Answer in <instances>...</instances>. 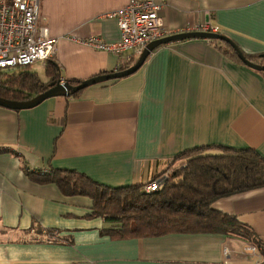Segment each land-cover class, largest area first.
I'll return each mask as SVG.
<instances>
[{"label":"crops","instance_id":"0c3cea01","mask_svg":"<svg viewBox=\"0 0 264 264\" xmlns=\"http://www.w3.org/2000/svg\"><path fill=\"white\" fill-rule=\"evenodd\" d=\"M155 1L163 7L165 28L182 32L209 22L247 58L262 63L264 0ZM128 2L40 0L39 26L59 40L53 60L60 80L83 82L128 65L117 55L62 39L77 32L119 42L118 21L109 15ZM218 42L195 38L162 45L135 74L90 86L77 98L54 97L21 111L0 107V264L264 262V188L213 204L254 232L262 250L253 252L249 241L227 234L113 237L110 224L93 214L90 197L65 195L56 183L37 177L52 169L76 171L109 188L144 187L186 150L251 148L264 157V71L235 60ZM36 66L49 82L46 63L30 70L37 72Z\"/></svg>","mask_w":264,"mask_h":264},{"label":"trees","instance_id":"16d2710c","mask_svg":"<svg viewBox=\"0 0 264 264\" xmlns=\"http://www.w3.org/2000/svg\"><path fill=\"white\" fill-rule=\"evenodd\" d=\"M218 44L224 45L232 58L239 61L232 47L223 42ZM258 59L264 66V55ZM136 62L122 64L118 71L128 69ZM4 74L6 79L2 77ZM46 76L49 82L44 83L29 67L0 74V97L27 101L48 90L51 83L60 80L59 67L53 58L46 62ZM70 83L78 85L81 82ZM82 92L72 97L77 98ZM212 151L217 153H210ZM177 161H186V164L166 181L163 189L151 194L144 192L143 186L109 188L76 171L52 169L45 174L38 172L37 177L56 183L65 195L90 197L93 214L110 224L113 237L212 233L240 237L253 246L259 245L251 229L236 217L214 210L213 204L221 198L264 188V157L251 148L204 146L186 150ZM258 248L262 250L261 246Z\"/></svg>","mask_w":264,"mask_h":264},{"label":"built area","instance_id":"2783aa9c","mask_svg":"<svg viewBox=\"0 0 264 264\" xmlns=\"http://www.w3.org/2000/svg\"><path fill=\"white\" fill-rule=\"evenodd\" d=\"M162 9L155 0H129L123 9L110 14L109 17L117 19L121 31V40L117 43H107L100 35L81 37L77 32L62 39L133 62L154 41L187 32L219 33V28L209 22L191 25L182 32L169 30L163 24ZM39 16L40 0H0V74L46 63L55 56L59 40L49 35L47 27L39 26ZM167 179L162 174L146 184L143 191L158 192ZM250 250L255 252L258 248L251 246Z\"/></svg>","mask_w":264,"mask_h":264},{"label":"water","instance_id":"95a60500","mask_svg":"<svg viewBox=\"0 0 264 264\" xmlns=\"http://www.w3.org/2000/svg\"><path fill=\"white\" fill-rule=\"evenodd\" d=\"M208 39L213 41H220L229 44L234 51L236 52L238 58L248 67L257 70V71H264V66L260 64H256L251 62L240 50V48L225 35L210 33V32H187V33H179L173 36H169L157 41L150 43L146 49L143 51L142 55L139 57L137 62L128 69L123 71L112 72L109 74H104L100 76L93 77L89 80H85L78 85H72L69 80H59L58 82H53L50 84L49 89L45 92L35 96L34 98L27 100V101H13L7 100L0 97V107L21 111L32 109L37 107L38 105L42 104L44 101L54 97H67L70 98L74 94L85 90L86 88L97 85L100 83L108 82L111 80L121 79L124 77L131 76L138 72L142 66L147 61L148 57L153 53L157 48L161 47L162 45H166L172 42L185 40V39Z\"/></svg>","mask_w":264,"mask_h":264},{"label":"rangeland","instance_id":"374dc122","mask_svg":"<svg viewBox=\"0 0 264 264\" xmlns=\"http://www.w3.org/2000/svg\"><path fill=\"white\" fill-rule=\"evenodd\" d=\"M35 68L37 69V72H38L40 79L43 81L45 79L43 69L39 66H36ZM5 76H6L5 74L2 75L3 79H6ZM185 162L186 161H178L177 163L171 165L169 170L164 174L167 176L168 179L171 178L177 170H179L182 166H184L186 164Z\"/></svg>","mask_w":264,"mask_h":264},{"label":"bare ground","instance_id":"6f19581e","mask_svg":"<svg viewBox=\"0 0 264 264\" xmlns=\"http://www.w3.org/2000/svg\"><path fill=\"white\" fill-rule=\"evenodd\" d=\"M216 34H219V33H216Z\"/></svg>","mask_w":264,"mask_h":264}]
</instances>
